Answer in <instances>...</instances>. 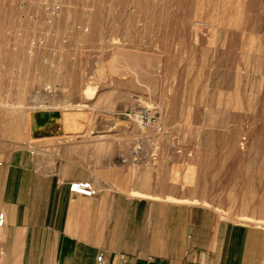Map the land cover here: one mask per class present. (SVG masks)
Returning a JSON list of instances; mask_svg holds the SVG:
<instances>
[{
    "label": "rangeland",
    "instance_id": "rangeland-1",
    "mask_svg": "<svg viewBox=\"0 0 264 264\" xmlns=\"http://www.w3.org/2000/svg\"><path fill=\"white\" fill-rule=\"evenodd\" d=\"M111 2L132 6L129 46L99 43L117 14L73 10L62 23L92 25L79 46H61L56 29L32 47V14L0 0V158L34 153L32 120L54 111L63 140L87 162L98 163V152L113 158L131 175L133 196L264 227V0Z\"/></svg>",
    "mask_w": 264,
    "mask_h": 264
},
{
    "label": "crops",
    "instance_id": "crops-1",
    "mask_svg": "<svg viewBox=\"0 0 264 264\" xmlns=\"http://www.w3.org/2000/svg\"><path fill=\"white\" fill-rule=\"evenodd\" d=\"M63 122L54 111L36 114L35 152L0 158L7 222L0 264H98L101 254L107 264H123L122 256L128 264H264V227L233 224L203 206L133 196L131 175L100 152L98 163L87 162L63 140ZM72 182L91 183L98 201L72 195Z\"/></svg>",
    "mask_w": 264,
    "mask_h": 264
},
{
    "label": "built area",
    "instance_id": "built-area-1",
    "mask_svg": "<svg viewBox=\"0 0 264 264\" xmlns=\"http://www.w3.org/2000/svg\"><path fill=\"white\" fill-rule=\"evenodd\" d=\"M112 0H18V8L20 12H28L32 14V22L29 24L30 28L33 29L32 44L41 46L45 45L46 40L52 36V32L56 29L62 30L60 36V44L65 47H77L80 43L82 36L89 35L92 30V25L87 18L82 19L80 22H73L72 24H64L63 15L75 11L80 15L93 13L96 15L100 12H109L111 15L117 14L118 17L114 16L111 24L101 25V38L100 44H106L107 47L113 48L119 46H129L132 43L127 40L129 35L127 31L133 29L134 25L125 17L128 14H134L132 6H128L125 12L121 9L114 7ZM114 7V8H113ZM92 14V15H93ZM142 24L136 25L134 30L141 28ZM116 30H122L123 33L118 34ZM142 45V44H141ZM87 51V50H86ZM112 51L113 49H109ZM140 121V125L143 129L150 126V118L147 114H137L135 116ZM157 133H161L162 129H155ZM69 191L72 195L78 196L87 200L98 201V192L89 182H72L69 183ZM6 216L4 213H0V242L4 237V230L6 228ZM125 257L122 256L121 260L123 264H128L124 261ZM98 264H107L105 254H101L97 258Z\"/></svg>",
    "mask_w": 264,
    "mask_h": 264
}]
</instances>
